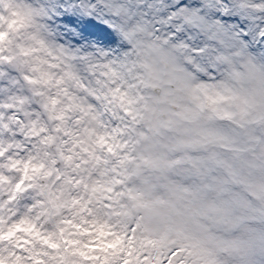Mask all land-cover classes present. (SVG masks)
<instances>
[{
  "label": "snow or ice",
  "instance_id": "6c2138e0",
  "mask_svg": "<svg viewBox=\"0 0 264 264\" xmlns=\"http://www.w3.org/2000/svg\"><path fill=\"white\" fill-rule=\"evenodd\" d=\"M0 264H264V0H0Z\"/></svg>",
  "mask_w": 264,
  "mask_h": 264
}]
</instances>
